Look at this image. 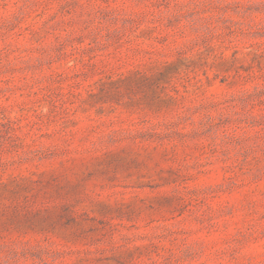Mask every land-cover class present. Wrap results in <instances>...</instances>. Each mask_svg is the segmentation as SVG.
<instances>
[{
	"label": "rangeland",
	"instance_id": "rangeland-1",
	"mask_svg": "<svg viewBox=\"0 0 264 264\" xmlns=\"http://www.w3.org/2000/svg\"><path fill=\"white\" fill-rule=\"evenodd\" d=\"M0 264H264V0H0Z\"/></svg>",
	"mask_w": 264,
	"mask_h": 264
}]
</instances>
